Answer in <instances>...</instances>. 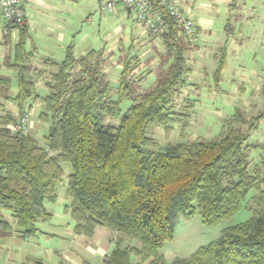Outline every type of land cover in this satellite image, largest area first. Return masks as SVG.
Masks as SVG:
<instances>
[{"label": "trees", "instance_id": "1", "mask_svg": "<svg viewBox=\"0 0 264 264\" xmlns=\"http://www.w3.org/2000/svg\"><path fill=\"white\" fill-rule=\"evenodd\" d=\"M168 23L169 31L158 36L165 53L156 82L145 91L141 83L151 72L139 74L137 57H120L113 88L101 51L75 58L72 47L61 62L44 59L43 70L33 69L32 77L26 26L18 30L10 65L17 71L15 95L10 78L0 75V100L17 110L15 115L0 104V239L38 236L37 224L52 219L46 205L56 202L61 163L68 162L70 201L64 213L77 235L91 239L97 228L111 231L112 248L103 264H264V143L250 141L264 114L246 121L237 111L218 137L186 140L193 101L178 100L189 86L185 54L191 47L177 36L174 21ZM223 59L224 54L217 77ZM43 76L47 94L39 96L33 78ZM124 100L130 104L122 111ZM36 106L43 109L39 121L49 125L42 145L29 132L10 129ZM173 124L181 127V138L158 150L151 132L163 127L169 137ZM242 207L248 220L225 228L189 257L167 263L159 254L173 239L180 217L199 216L216 226ZM1 211L10 213L14 227Z\"/></svg>", "mask_w": 264, "mask_h": 264}, {"label": "rangeland", "instance_id": "2", "mask_svg": "<svg viewBox=\"0 0 264 264\" xmlns=\"http://www.w3.org/2000/svg\"><path fill=\"white\" fill-rule=\"evenodd\" d=\"M104 13L109 15L108 11H104ZM81 16L82 13H78L76 16V18L80 19V27L78 30L79 32L81 31V36L83 34L85 35V38L78 44L79 46L82 45V47L89 46V49L101 51L105 58L104 70L107 79L110 85L116 88L120 75V69L116 68V64H120L121 66L120 56L127 54L130 57L134 55L138 56L139 53L144 51V49L140 47H136L134 50L130 49V42L127 43L125 40L118 42L120 38L114 34V29L118 25L130 28L134 26L133 19L130 16L123 18L121 21H116V16H111L110 14V17H112L111 22L108 21L107 24L104 26L101 25V27L98 28L97 17L94 18L92 26H89L84 20L85 17ZM122 36L123 35H121V37ZM201 41L199 40L196 44L203 46ZM153 44L155 49L153 51L151 50L148 54V57H151L153 60L152 65H150V60L145 64V58L140 59L142 62L140 64L142 69L140 68L141 66L138 65V67L140 66L138 69L139 74H141V70L144 72H151L145 76L141 83V91H145L155 84L157 70L159 68V58L165 53L161 40H156ZM206 45L208 46L203 48L204 52H202V54H213L215 57L195 55L190 58V63L186 61V67L189 68L190 71L184 75V78L190 85L183 89L179 95L180 99L178 100L182 101L188 98L190 101H193V106L189 113L190 119L188 121V126L184 128L183 131L186 140H194L196 138L212 140L218 137L224 121L237 111L243 114V118H245L246 121H251V119H254L258 114H264V43L256 48L246 50L244 43L238 41L234 42L232 36L227 35V39L225 37L224 43L221 45L222 49L220 50L216 49L217 47L215 44ZM232 50L236 52H231ZM239 51L241 52L240 56L238 53ZM229 52H231L230 55ZM254 52H256L255 55L253 54ZM26 53L33 55L30 60L32 69L29 72L33 77L32 71L34 67L41 68V63L36 54ZM224 53H226V57L223 59L222 70L217 77L216 72L219 69ZM227 53L229 56L228 58ZM13 62L14 54L12 52L10 60L8 59V64L4 66L0 65V75L10 78L11 95L17 93V71L10 66ZM33 79L36 93L39 96L46 95L47 89L44 85L45 77H35ZM114 98H116V95ZM1 103L9 110H16V106L12 102L1 101ZM129 104L128 100H124L121 105L122 111H125ZM33 110L35 128L29 133L33 135L39 145H42L43 137L48 134L49 125L40 122L38 119L39 113L43 110L42 108L39 109V107L36 106ZM171 131L170 136L166 137L163 127H156L153 129L151 135L158 144V150H162L169 143L179 141L181 138V127L173 124ZM250 141L260 144L264 143V116L258 121L257 129L252 133ZM61 167L64 174L61 183L56 188L57 200L54 204H48L46 206L48 207V211L52 213L51 223L60 222L66 224L68 221L71 222L68 216L67 218H63V213L64 206L70 201L66 197V188L67 177L72 172V167L68 162L61 163ZM5 216H7V220L14 227L9 214L5 213ZM249 217L250 214L244 207L235 213L232 218L222 221L216 226L204 224L199 216L190 219L180 217L175 226L173 239L165 243L159 249V254L167 263L172 262L178 257L187 258L199 247L217 240L225 228L244 222L248 220ZM49 223L46 222L45 227L52 230L53 228L49 226ZM55 231L57 232L58 230L55 229ZM5 255V250L0 249V256L4 257ZM131 261L136 262L137 258L133 257Z\"/></svg>", "mask_w": 264, "mask_h": 264}, {"label": "crops", "instance_id": "3", "mask_svg": "<svg viewBox=\"0 0 264 264\" xmlns=\"http://www.w3.org/2000/svg\"><path fill=\"white\" fill-rule=\"evenodd\" d=\"M105 1L108 0H22L28 37L25 50L36 54L41 63V68L34 67V69L43 70L42 61L44 59L61 62L69 47H72L75 58L93 50L89 49V46L82 47L78 44L85 38V35L81 36V31L78 30L80 27V19L76 18L78 13H82L81 17H85L84 20L89 26H92L94 18L97 17L98 28L107 24L108 21L111 22L110 14L116 16V21L130 17L120 5H115L111 11H108L109 15H106L104 11L99 10V4ZM176 1L182 15L192 19L195 23L199 36L198 41L202 40L203 44L199 46L195 43L190 46L191 50L185 54L186 61L189 63L192 56L204 55L202 52H204L203 48L208 46L206 44H215L217 50L222 49L221 45L225 37L227 39V35L232 36L234 42L244 43L246 50L264 43V0ZM5 28L6 24L0 18L1 66L7 65L6 62L10 59L12 52L14 54V48L19 41V31L13 29L9 34L4 35ZM114 34L120 38L118 42L121 40L130 42V49L134 50L136 47L144 49L138 56L131 57L145 58L144 63L150 60V65H152L153 60L148 57V54L155 49L154 41L161 40L159 37H150L136 25L131 28L118 25L114 29ZM238 53L240 56L241 52ZM253 54L255 55L256 52ZM122 56L125 55L120 57ZM204 56L215 57L213 54ZM116 68L121 72L120 64H116ZM187 69L190 71L189 68ZM38 107L41 109L40 106ZM5 109L17 114V110ZM32 110L29 115L28 132L35 128L34 110ZM46 209L48 211L47 206ZM5 213H8L11 218L9 212L1 211L7 219ZM67 216L69 217L68 214L63 213V218ZM38 224L37 228L40 233L35 239L25 240L15 234L0 239V249H4L6 254L4 257L0 256V264H103L104 257L112 248L111 231L106 228H97L93 237L88 239L75 234L74 224L69 221L66 224L50 222L49 226H52V230L45 227L46 223ZM55 229L58 231L56 232Z\"/></svg>", "mask_w": 264, "mask_h": 264}, {"label": "built area", "instance_id": "4", "mask_svg": "<svg viewBox=\"0 0 264 264\" xmlns=\"http://www.w3.org/2000/svg\"><path fill=\"white\" fill-rule=\"evenodd\" d=\"M115 5L122 6L132 17L134 24L151 37L167 33L168 19H172L177 36L184 38L190 46L199 39L195 23L182 15L176 0H108L99 4V10L111 11ZM0 18L6 26L12 25L17 31L22 29L26 22L22 0H0ZM3 34H9L8 28H5ZM29 127V116L24 115L10 129L26 133Z\"/></svg>", "mask_w": 264, "mask_h": 264}]
</instances>
